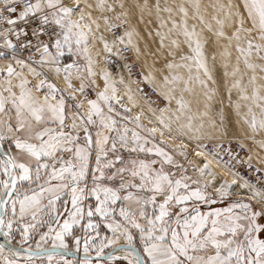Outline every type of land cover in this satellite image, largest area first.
<instances>
[{"label": "snow or ice", "instance_id": "obj_1", "mask_svg": "<svg viewBox=\"0 0 264 264\" xmlns=\"http://www.w3.org/2000/svg\"><path fill=\"white\" fill-rule=\"evenodd\" d=\"M210 7L217 10L214 43L228 41L221 55L230 57L233 43L238 52L230 75L240 73L241 59L252 72L248 85L241 74L228 88L230 103L232 89L248 102L243 119L251 135L231 134L223 109L219 123L210 117L217 89L209 87L216 81L205 53L208 40L203 29L189 26L184 4L0 0V264H21L23 255L33 264L41 253L53 264L58 250H69L68 239L75 251L83 244V264H92L90 251L103 257L106 247L113 248L109 260L124 250L129 264H264V135L258 138L264 134V76L256 73L264 72V63L253 60L264 62V0ZM194 8L192 18L212 31L201 5ZM136 9L138 22L155 14L161 27L168 20L160 14L167 12L172 27L157 31L161 47L175 31L169 55H177L181 35L193 55L134 71L124 53L130 46L140 53L133 39L139 35L132 26ZM177 9L180 21L172 17ZM180 68L187 78L175 71ZM196 85L205 97L199 122L184 96ZM141 99L149 101L150 115ZM193 143L198 150L191 152ZM27 217L36 223H24ZM98 219L111 238L97 242ZM37 224L48 226L35 241L39 251L29 244ZM48 241L51 247L42 248ZM55 264L74 262L61 255Z\"/></svg>", "mask_w": 264, "mask_h": 264}, {"label": "rangeland", "instance_id": "obj_2", "mask_svg": "<svg viewBox=\"0 0 264 264\" xmlns=\"http://www.w3.org/2000/svg\"><path fill=\"white\" fill-rule=\"evenodd\" d=\"M126 5H134L137 3H143L144 0H124ZM150 4H155L157 0H148ZM161 5H172L174 8H177L178 5L184 4L186 7L189 8V26L192 24L197 25V31H200L203 29L202 37L206 38L208 40V43L205 44V53L208 57V64L212 72L213 79L216 81L215 84L212 83V81H209V87L217 89V95L211 102V110H210V117L217 120V123L220 121V110L223 109L224 117H225V123L228 127V130L231 134H237V135H251L249 126L244 122L243 114L247 112V101L240 100V91L239 89H232V95H231V103L228 99V88L230 85L235 81L241 78V74H243V83L244 85H248L249 77L252 75L251 70L247 69L246 66L243 63V60L241 59L239 67H240V73L237 74V76L233 77L230 75L233 70L235 69L237 65V56L238 52L236 51L235 44L229 48V51H231V56H225L221 55L225 51V46L228 44V41L226 39H221L219 43H214L216 40L215 36V30L218 28V25L216 24V21L212 19L213 16L217 14V10L210 7L212 4H227L230 2V0H159ZM199 3L201 5V12L205 15L206 20L213 25V30L209 31L205 24L201 23L199 20L193 19V15L195 13L194 4ZM236 2H239V0H236ZM165 20H168V24L165 27L160 26V20L156 17L155 14L152 16L145 15L144 22H138L139 19V11L138 9L134 10V15L132 17V26L136 29V31L139 33L138 36H134L133 39L136 43H138L140 47V53L137 54L135 48L129 47L128 50L124 53L125 56L129 58V62L135 63V70L139 72L141 69L144 71H147L149 66H154L156 69H160L165 61H172L175 60L176 63H181L180 61V54H189L193 55L191 53L190 49L188 48L187 44L184 42V37L181 35L179 36V40L181 41L180 49L177 50V55L175 57H172L169 55L170 51L173 49V46L171 44L172 39L177 38L175 31L168 34L167 38L165 39V47H161L160 40L161 37L157 35V31L160 33H168V29L172 27L171 20L169 19V14L167 12H162L160 14ZM221 18L223 17V14L221 13ZM172 17L175 18L177 21H180L182 19V15L178 13L177 11H174L172 13ZM151 21V23H147V21ZM250 26V24H249ZM225 31L230 35L231 29L226 27ZM123 32V29H121V34ZM151 33V35H149ZM255 35V34H254ZM215 53V59H212V54ZM253 60L256 63H264L257 59L256 57H253ZM190 63V62H189ZM227 65V67H225ZM176 72L182 74L185 78L188 76V71L185 68L176 69ZM195 71V70H193ZM227 72L229 75L225 76L224 73ZM256 73L258 76H264V72H262L259 68L256 70ZM134 78V77H133ZM135 79V78H134ZM183 85H181L182 87ZM141 87H144V85H141ZM149 92H151V89H148ZM249 93H251V86H249ZM179 91L177 92V96H179ZM185 99L188 101H191V111L190 115L194 116L196 119V122H199L201 119V113L205 110V97L203 95V90L200 89L199 85H196V89L194 93H184ZM152 100L157 99V95L155 93L151 96ZM240 100V103L242 105L240 112L241 115H237L236 109H235V103ZM199 101V103L197 102ZM141 106L145 109L146 116L150 115L147 112L149 101L145 99H141L140 101ZM155 107V104L152 105ZM173 107H176L175 101L173 102ZM139 109H134V111H138ZM257 113H259V110H256ZM143 122L145 124H148L147 118H142ZM207 119V118H205ZM250 119V117H249ZM151 126V125H149ZM129 127H135L134 125L129 124ZM261 135L264 134H258V138H260ZM179 141H176L178 143ZM250 146L251 142L247 141ZM198 149L195 147V143H193L189 151L194 152ZM241 191V190H237ZM242 194V193H240ZM64 199H68V197H64ZM93 201L90 199L86 203H92ZM69 210H71V205L69 203ZM67 218V214H63L61 217V222L63 219ZM36 223V221H31V218L28 217L25 219L24 223ZM98 223H100V236L97 238V242H99V239H102L105 235H107L109 238H111V232L107 228L106 223H104L102 220L98 219ZM52 227L56 228L57 225L53 224ZM48 229L47 224H37L36 229L31 233L32 235V241H29V244L32 248H36L35 241H39L40 235H42L44 232H46ZM74 231L77 235H80V228L78 225L74 226ZM134 236V243L142 250V245L139 242V235L137 232L133 231ZM17 240L20 239L19 233L16 234ZM69 244V248L75 249V244L71 239L67 240ZM125 238L121 237L120 243H124ZM28 246V245H25ZM51 241H48L47 243L42 244V248L50 247ZM112 247H106L104 248V253L109 251ZM80 251H83V244H81ZM91 254H96L94 250L90 251ZM44 257V256H43ZM48 259V257H44ZM54 258H58L57 255ZM74 262V261H73ZM83 262V261H80ZM92 264H129L128 261L125 260H105V261H99L92 262Z\"/></svg>", "mask_w": 264, "mask_h": 264}, {"label": "water", "instance_id": "obj_3", "mask_svg": "<svg viewBox=\"0 0 264 264\" xmlns=\"http://www.w3.org/2000/svg\"><path fill=\"white\" fill-rule=\"evenodd\" d=\"M0 242H3V237H0ZM123 244V243H121ZM17 247H19V245H17ZM25 248L27 246H24ZM51 247V246H50ZM50 247H46V248H50ZM136 248L138 251H141L140 248L136 245ZM34 250H37L36 248H33ZM39 251V250H37ZM113 251V248H111L109 251L105 252V255L103 257H97L96 254H91V253H88L87 255L91 258L92 261H103V260H108V253H112ZM59 254H57V256H65V257H69V258H74V259H77L79 261H84V258H85V253L83 251H75V249H71L69 248L68 251L65 252V250L63 249H60L58 250ZM141 255H143V253L141 252ZM25 255L21 256L20 257V260L24 258ZM43 256H47L43 253H41L40 255L38 256H33L32 257V260L33 259H36V258H40V257H43ZM27 260V257L25 258Z\"/></svg>", "mask_w": 264, "mask_h": 264}, {"label": "crops", "instance_id": "obj_4", "mask_svg": "<svg viewBox=\"0 0 264 264\" xmlns=\"http://www.w3.org/2000/svg\"><path fill=\"white\" fill-rule=\"evenodd\" d=\"M28 218V217H27ZM125 243V242H124ZM141 250V249H140ZM142 252V250H141ZM27 256L25 255L23 259L20 260L21 264H25V261H26V258ZM44 257H47V256H44ZM44 257H40V258H36V259H33V264H48V259L44 258ZM58 258H54L53 260V264H55V261L57 260H60L61 259V256H57ZM65 257V256H64ZM67 260L69 261H74V264H83V262H80L79 260L77 259H74V258H69V257H65ZM145 259H147V257H144ZM118 260H122V259H118ZM105 261V260H103ZM127 261V260H125ZM92 262H99V261H92ZM129 262V261H128Z\"/></svg>", "mask_w": 264, "mask_h": 264}, {"label": "bare ground", "instance_id": "obj_5", "mask_svg": "<svg viewBox=\"0 0 264 264\" xmlns=\"http://www.w3.org/2000/svg\"><path fill=\"white\" fill-rule=\"evenodd\" d=\"M238 193H242V192H241V191H238ZM83 252H84V251H83ZM114 254L118 257V259H122V260H126V259H124L123 257H124L125 255H128V253H127L126 251H124V250L116 251ZM127 261H128V260H127Z\"/></svg>", "mask_w": 264, "mask_h": 264}, {"label": "built area", "instance_id": "obj_6", "mask_svg": "<svg viewBox=\"0 0 264 264\" xmlns=\"http://www.w3.org/2000/svg\"><path fill=\"white\" fill-rule=\"evenodd\" d=\"M134 71L137 72V70H135V69H134ZM134 78H137V77H134ZM233 147H236L235 143L233 144ZM237 150H239V149H237ZM241 154L243 155V153H241ZM240 171L242 172V174H246L244 168H241Z\"/></svg>", "mask_w": 264, "mask_h": 264}]
</instances>
